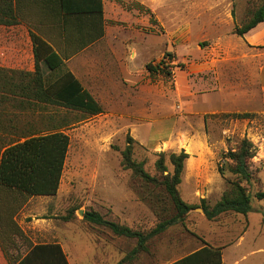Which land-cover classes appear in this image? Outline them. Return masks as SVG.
I'll list each match as a JSON object with an SVG mask.
<instances>
[{
	"label": "rangeland",
	"instance_id": "rangeland-1",
	"mask_svg": "<svg viewBox=\"0 0 264 264\" xmlns=\"http://www.w3.org/2000/svg\"><path fill=\"white\" fill-rule=\"evenodd\" d=\"M261 1L107 0V35L101 57L89 67L111 69L108 87L97 76L81 79L103 112L47 106L16 119L20 131L66 126L69 137L57 194L34 198L18 217L34 242L60 241L69 264H170L201 248L200 240L221 249L222 264H264V199L252 197L247 216L227 212L214 221L194 208L136 256V239L83 221L85 211H94L143 234L158 223L136 197L131 172L121 167L128 138L133 159L151 176L159 154L188 155L178 193L195 207L202 199L210 207L220 200L226 181L234 179L227 170L219 174L221 156L247 138L256 150L251 192H264V93L254 52L234 34ZM165 53L175 56L165 64L178 66L170 77L150 76L146 65ZM166 166L172 171L168 157ZM24 253L6 250L10 264ZM0 264H8L1 250Z\"/></svg>",
	"mask_w": 264,
	"mask_h": 264
},
{
	"label": "trees",
	"instance_id": "trees-1",
	"mask_svg": "<svg viewBox=\"0 0 264 264\" xmlns=\"http://www.w3.org/2000/svg\"><path fill=\"white\" fill-rule=\"evenodd\" d=\"M13 12V0H0V25L14 24ZM259 23H264V0L251 12L245 24L235 28L234 34L242 37ZM32 41L34 72L0 68V250L8 264L2 243L9 241L13 234L21 236L22 232L13 219L22 206L21 201L28 197L57 194L69 149V137L62 130L66 126L52 127L45 131H20L15 125L16 119L36 108L46 110L47 106L91 115L103 112L96 99L65 69L64 59L38 37L32 35ZM166 60L172 63L175 56L165 53L158 63H148L146 71L150 76L163 74L170 77L172 69L178 65H166ZM41 66L46 68L47 73H42ZM250 116L232 115L235 119ZM127 140L121 152V167L131 172L136 197L149 206L158 223L151 231L143 234L108 221L94 211H85L83 221L107 228L114 236L136 239L137 246L131 252L132 255L146 251V244L151 239L182 222L184 216L194 208H200L206 220L214 221L227 212L247 216L251 210L252 197L258 201L264 199V192H251V165L256 150L247 138L238 140L234 149L222 154L218 172L224 177L227 170L234 179L226 181L229 188L212 207L204 199L195 207L180 198L178 186L188 158L184 151L179 154H159L154 163L156 174L151 176L144 170L143 163L133 159V141L131 138ZM166 157L172 171L167 169ZM200 242L201 248L170 264H222L221 249L203 240ZM13 264L69 262L60 244L52 242L31 246Z\"/></svg>",
	"mask_w": 264,
	"mask_h": 264
},
{
	"label": "crops",
	"instance_id": "crops-1",
	"mask_svg": "<svg viewBox=\"0 0 264 264\" xmlns=\"http://www.w3.org/2000/svg\"><path fill=\"white\" fill-rule=\"evenodd\" d=\"M13 11L16 22L0 25V68L34 72V35L64 59L65 68L92 96L81 79L89 82L97 76L96 82L107 89L106 76L111 69L101 67L94 71L89 67L101 57L99 49L107 35V0H13ZM239 38L255 54L252 57L258 62L257 79L264 93V23ZM101 76L105 79L101 80ZM36 197L52 196L21 201L22 206L13 219L22 233L20 237L13 234L9 241L2 243L5 250L21 252L37 244L18 221L20 213ZM55 243L63 249L60 241Z\"/></svg>",
	"mask_w": 264,
	"mask_h": 264
}]
</instances>
